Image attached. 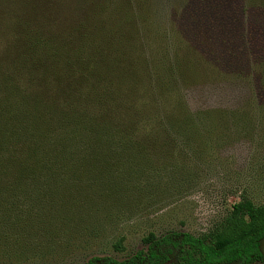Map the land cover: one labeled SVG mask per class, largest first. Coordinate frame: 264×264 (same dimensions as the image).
Returning <instances> with one entry per match:
<instances>
[{
  "label": "trees",
  "instance_id": "trees-1",
  "mask_svg": "<svg viewBox=\"0 0 264 264\" xmlns=\"http://www.w3.org/2000/svg\"><path fill=\"white\" fill-rule=\"evenodd\" d=\"M160 1L0 0L4 223L11 216L22 217L10 206L18 198L42 200L32 201L45 206L39 217L55 200L70 198L84 186L89 189L99 172L104 179L119 155L156 150L149 149L154 136L162 142L197 132L195 120L217 118V112L192 114L181 102H173L175 68L179 75L191 71L185 60L182 65L174 57L168 66L160 59L151 62L156 63L152 72L143 71L146 64L136 56L125 59L128 46L120 52L117 35L108 28L130 25L142 11L165 12ZM180 5L173 24L182 29L189 19L195 26H189L192 38L202 31L199 25H224L226 0H184L182 10ZM70 25L79 29L69 30ZM232 45L221 41L215 45L219 52L213 51L226 68L232 67ZM144 79L154 82V90L139 95L128 82L142 87ZM263 241L264 205L241 197L208 233H149L142 239L144 249L123 260L93 257L86 264H264ZM114 247L122 249L120 242Z\"/></svg>",
  "mask_w": 264,
  "mask_h": 264
},
{
  "label": "rangeland",
  "instance_id": "rangeland-1",
  "mask_svg": "<svg viewBox=\"0 0 264 264\" xmlns=\"http://www.w3.org/2000/svg\"><path fill=\"white\" fill-rule=\"evenodd\" d=\"M183 2L162 0L165 12L142 11L130 25L108 28L115 31L120 52L128 46L125 59L136 56L146 64L143 71L152 72L151 62L160 59L168 66L174 57L182 65L185 60L191 71L179 75L175 68L173 102L192 114L217 112V118L195 120L197 132L162 142L154 136L149 149L156 150L119 155L104 179L99 172L89 189L55 200L39 217L45 206L32 201L42 200L16 199L10 206L22 217L6 223L0 218V264L120 261L143 250L149 233H208L241 197L264 205V0H226L224 25H199L202 31L194 38L189 19L182 29L173 24ZM226 40L234 47L230 68L213 52ZM128 84L139 95L154 90V82L145 79L142 87ZM51 191L59 193L55 186ZM117 242L122 249L114 247Z\"/></svg>",
  "mask_w": 264,
  "mask_h": 264
}]
</instances>
